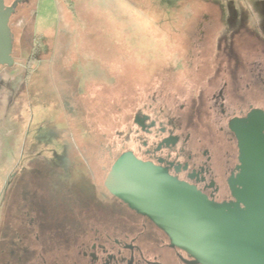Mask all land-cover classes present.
<instances>
[{
  "label": "rangeland",
  "instance_id": "obj_1",
  "mask_svg": "<svg viewBox=\"0 0 264 264\" xmlns=\"http://www.w3.org/2000/svg\"><path fill=\"white\" fill-rule=\"evenodd\" d=\"M30 2L12 29L16 65L0 69V264L75 256L113 213L90 174L103 183L139 152L135 117L178 118L185 103L203 132L221 73L233 81L228 57H264L235 38L263 29L264 0Z\"/></svg>",
  "mask_w": 264,
  "mask_h": 264
},
{
  "label": "flooded vegetation",
  "instance_id": "obj_2",
  "mask_svg": "<svg viewBox=\"0 0 264 264\" xmlns=\"http://www.w3.org/2000/svg\"><path fill=\"white\" fill-rule=\"evenodd\" d=\"M15 1L5 0V3L11 6ZM30 9V0H21L11 17V29L25 23ZM262 28L240 31L235 38L251 41L256 51L262 49L264 53V26ZM227 60L232 66L233 81L228 79L229 75L221 73L217 89L205 103V115L203 120L201 118L203 132L196 133L187 127L185 103L178 106L183 113L178 118L168 115L161 121L157 115L141 113L134 119L140 131V150L124 153H132L138 162L151 169L149 171L221 205L240 204L234 191L242 189L237 182L243 167L242 145L257 149L255 141L251 143L249 139L257 137V130L264 136V57L247 60L237 56ZM1 85L0 76V88ZM252 114L256 116L250 122ZM244 121V127L238 125L237 131L232 130L233 123ZM261 146L258 149L261 150ZM124 154L108 172L103 168L102 172L107 173L103 183L90 174V183L98 184L105 192L109 199L106 203L112 208L110 212L113 211L108 220L100 223L105 228L91 224L89 232L79 236L80 248L75 256L50 263L41 255L40 264H197L188 253L175 247L167 233L149 217L131 209L106 187L114 165Z\"/></svg>",
  "mask_w": 264,
  "mask_h": 264
},
{
  "label": "water",
  "instance_id": "obj_3",
  "mask_svg": "<svg viewBox=\"0 0 264 264\" xmlns=\"http://www.w3.org/2000/svg\"><path fill=\"white\" fill-rule=\"evenodd\" d=\"M20 2L7 6L0 0V67L16 65V37L10 22ZM238 125L244 127L245 121L233 123L232 130L237 131ZM256 136L249 140L258 148L262 145L261 150L242 145L243 167L237 180L242 189L234 191L244 207L213 203L149 171L132 153L116 162L106 187L131 209L149 217L197 264H264V136L261 130Z\"/></svg>",
  "mask_w": 264,
  "mask_h": 264
}]
</instances>
